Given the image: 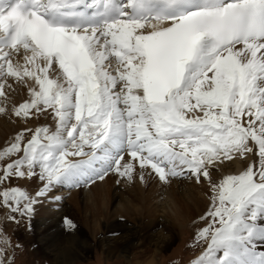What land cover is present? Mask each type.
<instances>
[{"label":"snow or ice","instance_id":"1","mask_svg":"<svg viewBox=\"0 0 264 264\" xmlns=\"http://www.w3.org/2000/svg\"><path fill=\"white\" fill-rule=\"evenodd\" d=\"M0 120V264L110 178L201 190L182 264H264V0H0Z\"/></svg>","mask_w":264,"mask_h":264},{"label":"bare ground","instance_id":"2","mask_svg":"<svg viewBox=\"0 0 264 264\" xmlns=\"http://www.w3.org/2000/svg\"><path fill=\"white\" fill-rule=\"evenodd\" d=\"M11 128L12 125L0 120V139ZM114 185V179L110 178L92 186V192L85 188L74 190L69 200L71 210L65 206L37 220L36 242L44 255H49L56 264H77L86 258L87 252L97 248L110 260L157 264V254L171 249L182 231L190 228L188 219L199 211L203 202L201 190L192 185L173 184L164 192V199L158 198L159 189L154 183L148 187L139 183ZM65 215L75 223V229H65L62 223ZM80 224L90 235L98 231L96 234L101 233L103 239H83ZM143 237L154 253L144 261H134L132 250L142 246Z\"/></svg>","mask_w":264,"mask_h":264},{"label":"rangeland","instance_id":"3","mask_svg":"<svg viewBox=\"0 0 264 264\" xmlns=\"http://www.w3.org/2000/svg\"><path fill=\"white\" fill-rule=\"evenodd\" d=\"M115 187L118 185L115 184ZM91 189V188H90ZM88 189V192H92ZM72 190L71 192H73ZM86 191L83 194L86 195ZM72 195V194H70ZM66 193L67 198L62 202L60 209L67 206L69 210H71V203H69L71 196ZM59 209V210H60ZM43 210V209H42ZM56 212H49L47 210H43L41 215L34 217L33 229L29 231L24 224L15 225L8 224L7 230L10 234H12L13 242L19 241L22 245V248L19 250V254L17 256L16 264H56L54 260L49 255H44L36 242V233H35V223L39 219L47 218L49 214H55ZM82 228L81 237L83 239H88L89 241L101 240L103 239V235L101 233H97L98 231H92L91 235L89 231L83 229L81 224L79 225ZM89 230V229H88ZM190 228L188 230H183L181 235L177 237L175 244L169 249L167 252H162L161 254H157L156 260L157 264H169V261H173V264H182V261L187 260L189 257L193 255L191 251H188L185 247L186 241L190 236ZM94 233V234H93ZM83 235V236H82ZM94 237V238H93ZM144 237L141 239L142 246L132 250V259H136L134 261H144L148 256L154 253L152 247H150L149 243L145 241ZM93 244V243H91ZM134 255V257H133ZM48 256V257H47ZM77 264H127V261L124 259L121 260H110L106 258L105 255L101 252L100 249H95L87 252V256L84 259H81Z\"/></svg>","mask_w":264,"mask_h":264}]
</instances>
